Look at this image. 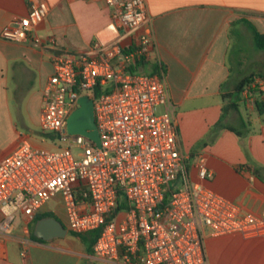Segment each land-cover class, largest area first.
<instances>
[{
    "label": "built area",
    "instance_id": "obj_1",
    "mask_svg": "<svg viewBox=\"0 0 264 264\" xmlns=\"http://www.w3.org/2000/svg\"><path fill=\"white\" fill-rule=\"evenodd\" d=\"M97 1L111 11L110 32L136 28L148 19L145 0ZM27 5V14L12 19L0 37L42 48L36 28L49 7L44 0H27ZM54 47L39 130L64 146L46 150L22 143L0 161V254L18 216L32 221L55 197L61 200L68 232L100 230L93 255L109 262L208 264V236H264V215L243 213L204 185L211 173L202 159L192 180L162 72L134 69L154 47L149 24L127 53L118 45H97L89 52ZM245 92L249 95V89ZM81 96L93 102L98 145L67 131ZM248 103L254 105L250 98ZM121 201L124 208H118ZM28 232L25 224L23 234Z\"/></svg>",
    "mask_w": 264,
    "mask_h": 264
},
{
    "label": "crops",
    "instance_id": "obj_2",
    "mask_svg": "<svg viewBox=\"0 0 264 264\" xmlns=\"http://www.w3.org/2000/svg\"><path fill=\"white\" fill-rule=\"evenodd\" d=\"M44 1L49 13L36 28L42 48L0 37V161L22 143L54 150V140L46 143L49 139L39 130L42 90L57 51L50 42L53 36L59 44L85 52L97 45L127 49L134 48L149 24L154 47L134 69L162 72L174 107L179 148L188 157L192 180H197L195 166L202 159L211 173L206 187L243 213L264 215V116L248 103L249 98L264 99V51L255 47L243 23H235L243 19L264 32V0H145L147 21L117 33L106 29L111 11L101 1ZM27 11V0H0V33ZM251 74L249 95L245 88L237 95L238 109L222 117L228 101L223 96ZM34 134L38 139H32ZM48 202L34 218L48 214L66 234L47 242L34 239L33 220L19 215L0 264H124L96 258L94 243L68 232L65 212ZM25 224L28 235L23 234ZM205 249L208 264H264L263 235L208 236Z\"/></svg>",
    "mask_w": 264,
    "mask_h": 264
},
{
    "label": "water",
    "instance_id": "obj_3",
    "mask_svg": "<svg viewBox=\"0 0 264 264\" xmlns=\"http://www.w3.org/2000/svg\"><path fill=\"white\" fill-rule=\"evenodd\" d=\"M79 107L74 110L67 120V131L70 134H79L99 144V137L94 122L93 102L87 96L78 99ZM66 234V229L55 218L39 219L33 228V236L42 241H50Z\"/></svg>",
    "mask_w": 264,
    "mask_h": 264
},
{
    "label": "trees",
    "instance_id": "obj_4",
    "mask_svg": "<svg viewBox=\"0 0 264 264\" xmlns=\"http://www.w3.org/2000/svg\"><path fill=\"white\" fill-rule=\"evenodd\" d=\"M235 23H243L252 33V37H253V42H254V45L257 49L259 50H262L264 51V32H258L248 21L246 20H239V21H236ZM53 40H54V44L59 47V48H67L71 51H74V52H85L84 50H80V49H75L73 47H66V46H63L61 44H59L56 40V38L53 36L52 37ZM133 48L132 47H129L127 49H124V52H130L132 51ZM143 61V60H141ZM141 61H138L136 63H139ZM254 79V75L251 74L245 78H243L237 85L236 87L234 88L233 92L231 94H227V95H224L223 97L228 99L224 109H223V113H222V117H223V114L229 110H237L238 109V100H237V95L242 93V91L245 89V88H248L249 89V85L252 83ZM263 80H264V77H263ZM253 91V90H252ZM99 92V91H97ZM234 96V97H233ZM254 106L257 110V112L260 114V115H263L264 116V99H256L255 102H254ZM221 122V120H220ZM236 134L239 135V133H237L236 131H234ZM42 136H44L45 138L49 139V140H54V135L53 134H42ZM125 207V203L123 201L120 202V205L118 208H124ZM49 215L48 214H41V215H38L36 216L31 225H30V228L31 230L33 229V226L34 224L39 220V219H42V218H45V217H48ZM100 230L97 229V230H93L91 232H88L82 236H85L87 240H89L91 243H94L98 234H99ZM34 239H36L34 236H32Z\"/></svg>",
    "mask_w": 264,
    "mask_h": 264
},
{
    "label": "rangeland",
    "instance_id": "obj_5",
    "mask_svg": "<svg viewBox=\"0 0 264 264\" xmlns=\"http://www.w3.org/2000/svg\"><path fill=\"white\" fill-rule=\"evenodd\" d=\"M161 110H162L161 107H159L157 109V112L160 113ZM31 137H32V139H38V138H36L35 134L34 135H31ZM46 143L52 144L50 142V140H47ZM62 146H64V143H61V142H58V141H55L54 140V150L57 149V148H59V147H62ZM48 204L50 205V207L54 208V210H61V209H63L62 204H61V200H60V198L58 199V197H55V198L51 199L48 202ZM63 211H64V209H63Z\"/></svg>",
    "mask_w": 264,
    "mask_h": 264
}]
</instances>
